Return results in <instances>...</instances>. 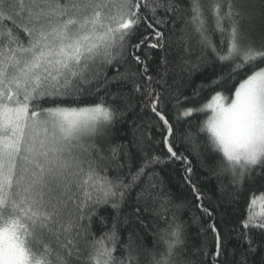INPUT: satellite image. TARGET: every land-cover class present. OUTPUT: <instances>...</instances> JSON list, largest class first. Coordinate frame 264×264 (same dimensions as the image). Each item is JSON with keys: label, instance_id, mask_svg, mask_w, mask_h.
Segmentation results:
<instances>
[{"label": "snow or ice", "instance_id": "obj_1", "mask_svg": "<svg viewBox=\"0 0 264 264\" xmlns=\"http://www.w3.org/2000/svg\"><path fill=\"white\" fill-rule=\"evenodd\" d=\"M257 181L264 0H0V264H264Z\"/></svg>", "mask_w": 264, "mask_h": 264}, {"label": "trees", "instance_id": "obj_2", "mask_svg": "<svg viewBox=\"0 0 264 264\" xmlns=\"http://www.w3.org/2000/svg\"><path fill=\"white\" fill-rule=\"evenodd\" d=\"M208 2L209 0H205L206 6ZM248 2L258 4L259 0H248ZM185 3H187V0H185ZM211 27H212L211 18L209 17V29L210 30H211ZM211 34H212L213 41L216 44H219L220 39H221L220 34L219 33H211ZM209 95L210 93H205V95L201 98V100L197 101V104L203 103L204 100H206ZM208 115H210V113H208ZM168 118L169 120L173 121L174 126H175V114L171 109L169 110ZM204 118H206V116L197 115L196 117H193L191 119L198 121ZM126 127H127L126 125L122 126L120 124H117L115 126V128L113 129V141H112L113 143L124 142L125 138L122 137V133L126 130ZM182 127L183 125H181V130H182ZM152 136H153V139L152 141H149V144L153 149L158 150L155 142L158 139H160V136H159V133L156 132L155 125H153V128H152ZM130 138H131V135L129 132L127 139H130ZM175 167H178V166H175ZM177 179H178L177 177L175 176L173 177L174 183ZM212 186L213 187L215 186V180L212 181ZM253 193H255L257 196L264 194V181H257L255 184L251 186H246V191L244 192L242 196V199L245 202V206H246V202L249 200V198L251 197ZM177 195L181 196L182 198H185L188 201L187 207L175 209L174 211H175L176 217L178 218V222H183L184 224L186 243H187L188 250L190 251L193 246L199 244L202 240L205 239V235L204 233L201 232V228L202 227L206 228L208 221L205 218L204 220L201 221L200 224H194L192 222V215L196 210L192 208L191 206V203H190L191 197L188 196L186 192H182L179 190H177ZM258 204H260L259 200L257 202V205ZM125 211H129V209H125ZM171 217H172V212L170 211L168 213V220H171ZM145 219L148 224V229L147 231L143 229L138 230L139 237L137 239V244L143 243L144 245L147 246V248L151 249L153 247V244L158 242L159 247L162 248L163 244L161 241V236L163 235V233L160 232L159 230L163 229L166 226L167 221H162L159 218L151 216V215H147ZM217 221L219 222V217H217ZM116 255L119 256L120 253L117 252ZM141 259L146 260V256L142 257Z\"/></svg>", "mask_w": 264, "mask_h": 264}, {"label": "rangeland", "instance_id": "obj_3", "mask_svg": "<svg viewBox=\"0 0 264 264\" xmlns=\"http://www.w3.org/2000/svg\"><path fill=\"white\" fill-rule=\"evenodd\" d=\"M260 204H261V202H260ZM260 204L256 205V211L264 210V209L261 208V205Z\"/></svg>", "mask_w": 264, "mask_h": 264}]
</instances>
